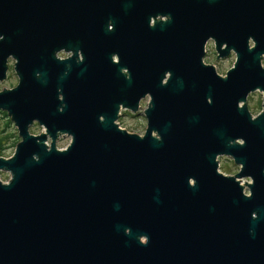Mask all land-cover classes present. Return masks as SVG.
Wrapping results in <instances>:
<instances>
[{
    "label": "water",
    "instance_id": "water-1",
    "mask_svg": "<svg viewBox=\"0 0 264 264\" xmlns=\"http://www.w3.org/2000/svg\"><path fill=\"white\" fill-rule=\"evenodd\" d=\"M210 39L236 55L225 77ZM79 47L66 73L55 54ZM10 58L0 111L22 141L0 158V264H264V98L247 104L264 0H0V81ZM148 97L145 133L122 129Z\"/></svg>",
    "mask_w": 264,
    "mask_h": 264
},
{
    "label": "rangeland",
    "instance_id": "rangeland-1",
    "mask_svg": "<svg viewBox=\"0 0 264 264\" xmlns=\"http://www.w3.org/2000/svg\"><path fill=\"white\" fill-rule=\"evenodd\" d=\"M212 50L211 52H215L214 46L210 47ZM236 61V55L234 54L233 59L224 61L221 65H219V70L222 73H225L226 70L232 69ZM264 61V60H263ZM10 69L8 71V77L4 81H0V92L3 90H10L15 88L18 83L19 79L15 72V61L14 59H10ZM230 69V70H231ZM229 70V71H230ZM221 73V74H222ZM225 77V75H224ZM263 98L264 93L262 92H255L249 95L247 104L253 116H257L263 110ZM149 104V97L144 99L141 102V109L140 112L134 114L130 111L123 110L121 112V116L119 118V124L122 129L127 130L130 133H135L139 135H143L147 128V120L145 117V109L148 107ZM4 112H0V139L1 143H3L4 150L0 153L1 157L9 158L14 155L17 147V143L21 142L22 139L19 137V133L17 130L16 125L11 120V117L7 114L5 116ZM45 131L43 126H40L38 123H34L31 128L30 132L33 135H40ZM71 142V138L69 136H61L57 140V148L60 150L65 149ZM242 142V141H240ZM51 144V140L48 141ZM220 172L225 174L226 176H235L240 171V166H238L234 160L230 157H220ZM12 177L10 172L7 171H0V179L3 182H8L9 179ZM243 183H250L251 179L246 178L242 180ZM246 193L249 194V190L246 189Z\"/></svg>",
    "mask_w": 264,
    "mask_h": 264
},
{
    "label": "flooded vegetation",
    "instance_id": "flooded-vegetation-1",
    "mask_svg": "<svg viewBox=\"0 0 264 264\" xmlns=\"http://www.w3.org/2000/svg\"><path fill=\"white\" fill-rule=\"evenodd\" d=\"M212 46H214V49H215L214 41H213V39H210L207 42L206 47H205L204 57H203V60H202L203 61V64L206 67H214L220 75H222V76L225 75L226 76L227 73H228V71L231 68L228 69V70H226L225 73H222L219 70V67L218 66L221 65L224 61L230 60L231 58L233 59L234 54L232 53L229 57L222 58V57L219 56V54L216 52V50L213 53L211 52L212 49L210 47H212ZM55 57H56L57 60H60V61L74 60L73 62H70V63L66 64V67H67L66 73H68L70 70H72L75 65L81 66L80 64L83 63L84 60H85L84 54H83V49L81 47H79V50L78 51H75V52L74 51H71V50L70 51H66L65 49H63V50L57 52L55 54ZM10 59H13V58H10ZM10 59L8 60V71H9V69L11 67V65H10ZM14 61H15V66H14L15 72H16V75L18 76V79H19V82H20V77L18 75V72L16 71V65L19 63V61H18V59H14ZM113 61H114V56H113ZM7 77H8V73H7ZM18 85H19V83H18ZM0 112H4V111H0ZM4 113H6V112H4ZM18 133H19V131H18ZM19 137H20V135H19ZM17 145H18V143H17ZM3 150H4L3 143L0 142V153ZM1 156H3V155L0 154V158H4V157H1ZM4 159H8V158H4Z\"/></svg>",
    "mask_w": 264,
    "mask_h": 264
},
{
    "label": "trees",
    "instance_id": "trees-1",
    "mask_svg": "<svg viewBox=\"0 0 264 264\" xmlns=\"http://www.w3.org/2000/svg\"><path fill=\"white\" fill-rule=\"evenodd\" d=\"M4 115H5V116H7V114H6V113H4ZM0 141H1V139H0Z\"/></svg>",
    "mask_w": 264,
    "mask_h": 264
},
{
    "label": "bare ground",
    "instance_id": "bare-ground-1",
    "mask_svg": "<svg viewBox=\"0 0 264 264\" xmlns=\"http://www.w3.org/2000/svg\"><path fill=\"white\" fill-rule=\"evenodd\" d=\"M245 183H246V182H245ZM242 184H244L243 181H242Z\"/></svg>",
    "mask_w": 264,
    "mask_h": 264
}]
</instances>
